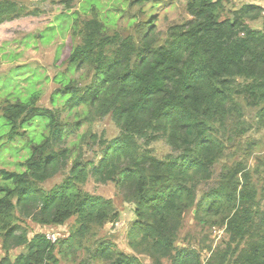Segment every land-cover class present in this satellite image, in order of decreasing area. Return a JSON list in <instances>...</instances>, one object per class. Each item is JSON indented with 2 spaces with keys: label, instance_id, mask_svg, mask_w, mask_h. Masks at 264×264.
<instances>
[{
  "label": "trees",
  "instance_id": "1",
  "mask_svg": "<svg viewBox=\"0 0 264 264\" xmlns=\"http://www.w3.org/2000/svg\"><path fill=\"white\" fill-rule=\"evenodd\" d=\"M229 1L187 0L190 19L170 26L163 37L153 30L154 20H145L135 26L137 41L110 32L96 16L74 22L65 69L52 78L57 88L50 108L38 103L41 92L34 84L40 75L31 76L24 93L19 68L4 77L0 152L23 154L22 169H0V264H59L58 256L72 259L82 250L86 260L74 257L77 264H143L140 257L151 264H264V210L250 171L239 162L214 177L233 142L230 130L241 126L243 103L260 107L264 119L261 0L227 10ZM25 14L18 0H0V24ZM261 17V29L249 25ZM105 117L117 135L99 141L98 159L73 156L81 143L69 136H80L83 124ZM92 137L80 139L89 144ZM158 141L171 149L163 158L151 148ZM70 158L67 176L44 190ZM89 179L113 183L132 206L125 237L132 254L106 238L95 240L93 248L86 245L94 228L115 226L120 217L111 199L85 190ZM188 212L198 225L223 229L226 236L206 260L195 247L177 245ZM15 214L39 226H62L72 218L74 223L65 238L52 241L47 233L53 229L27 237ZM18 247L23 250L11 258L9 251Z\"/></svg>",
  "mask_w": 264,
  "mask_h": 264
},
{
  "label": "rangeland",
  "instance_id": "2",
  "mask_svg": "<svg viewBox=\"0 0 264 264\" xmlns=\"http://www.w3.org/2000/svg\"><path fill=\"white\" fill-rule=\"evenodd\" d=\"M27 14L9 22L0 24V91L4 77L13 70L19 68L20 77L17 78L18 87L24 93L25 89L31 88L30 79L32 75H40L41 78L34 84L35 89L41 93L38 103L41 106L50 108V95L57 84L52 81L55 74L65 69V59L70 52L74 41L71 35L74 31V22H82L93 16L98 17L108 26L110 32L118 31L123 35H133L138 40L136 25L142 24L145 20L153 22V30L157 35L163 37L167 29L174 25L183 23L190 19L185 11L187 0H144L143 3L133 0H18ZM252 0H231L227 3L226 9L239 7ZM262 3V1H259ZM152 15V16H150ZM76 18V19H74ZM151 18H153L151 20ZM249 25L255 29H261L263 18L250 22ZM76 39V43H77ZM25 66L24 68H20ZM260 107H248L243 103L242 123L237 129H231L233 142L227 147L225 155L215 165L214 177L218 178V172L224 167H232L236 163H242L246 170L250 171L252 182L257 191V201L260 208L264 210V119H260L257 112ZM73 122L72 119H68ZM95 138H87L81 142L80 136L89 134ZM78 134L80 136H69V141L81 143V150L74 151L73 156L80 152L84 159H98L101 139L109 140L117 135V128L113 122L105 117L94 120L91 123L83 124ZM97 141L93 143V140ZM154 154L163 158L171 153L170 147L162 141L151 145ZM20 154L12 157L8 153L0 152V169L16 171L22 169L19 166ZM68 167L63 174H59L43 184L44 190H49L53 185L60 183L72 163L68 160ZM218 181H216L215 186ZM213 183L201 187L202 191H208ZM85 190L111 199L115 209L119 212V222L113 225H104L102 228H94L92 234L86 240V245L94 247V241L99 238L110 239L115 242L120 250L132 254L126 243V232L133 219V210L130 204L124 203L117 194L113 183L105 185L96 184L91 179L85 184ZM14 222L17 226L24 228L27 237L36 233H44L53 229L55 238H65L73 226L74 219L68 220L62 226H39L31 220L21 219L15 214ZM14 224V223H12ZM58 239V240H59ZM226 240L223 229L214 226L203 227L193 219L192 213L185 215L184 223L179 232L178 246H193L201 253L202 260L209 257L210 252L221 248ZM23 249L21 247L9 251L11 258H14ZM4 254L1 248L0 257ZM77 261L86 260V250L78 255L73 254ZM59 264H77L72 259H64L61 256ZM143 264H151L146 257H140Z\"/></svg>",
  "mask_w": 264,
  "mask_h": 264
},
{
  "label": "built area",
  "instance_id": "3",
  "mask_svg": "<svg viewBox=\"0 0 264 264\" xmlns=\"http://www.w3.org/2000/svg\"><path fill=\"white\" fill-rule=\"evenodd\" d=\"M261 1L262 3L259 2V4L263 8V15H264V0ZM47 236L50 240L55 241V235L53 233H47Z\"/></svg>",
  "mask_w": 264,
  "mask_h": 264
}]
</instances>
